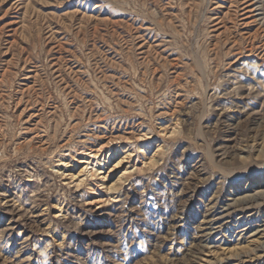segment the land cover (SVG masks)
<instances>
[{"label": "rangeland", "instance_id": "rangeland-1", "mask_svg": "<svg viewBox=\"0 0 264 264\" xmlns=\"http://www.w3.org/2000/svg\"><path fill=\"white\" fill-rule=\"evenodd\" d=\"M0 264H264V0H0Z\"/></svg>", "mask_w": 264, "mask_h": 264}, {"label": "bare ground", "instance_id": "bare-ground-1", "mask_svg": "<svg viewBox=\"0 0 264 264\" xmlns=\"http://www.w3.org/2000/svg\"><path fill=\"white\" fill-rule=\"evenodd\" d=\"M259 1V0H258ZM257 3H259V2H256L255 4H257ZM252 6V5H251ZM258 4L253 8V9H258Z\"/></svg>", "mask_w": 264, "mask_h": 264}]
</instances>
